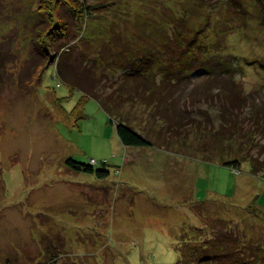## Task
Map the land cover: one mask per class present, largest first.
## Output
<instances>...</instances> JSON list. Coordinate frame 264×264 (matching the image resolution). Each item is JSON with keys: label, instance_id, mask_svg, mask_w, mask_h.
I'll return each instance as SVG.
<instances>
[{"label": "rangeland", "instance_id": "1", "mask_svg": "<svg viewBox=\"0 0 264 264\" xmlns=\"http://www.w3.org/2000/svg\"><path fill=\"white\" fill-rule=\"evenodd\" d=\"M234 1L89 0L83 22L54 0L50 42L42 0H0V264H197L201 244L264 264V4ZM182 49L195 65L170 80Z\"/></svg>", "mask_w": 264, "mask_h": 264}, {"label": "trees", "instance_id": "2", "mask_svg": "<svg viewBox=\"0 0 264 264\" xmlns=\"http://www.w3.org/2000/svg\"><path fill=\"white\" fill-rule=\"evenodd\" d=\"M52 1H54V0H42V5H41L42 10L43 9L47 10L48 16L50 19V25H49L50 27H48L49 31L47 33H45V38L49 37L48 40L50 42L54 41L52 39L54 38L55 34L63 35V36L67 35L66 29H64L65 28L64 24L53 23V17H52L53 12H51L52 8H50L51 4L53 3ZM259 1H261V3L264 4V0H259ZM62 3L67 5L70 8L73 15L75 17H77L78 19H81V21H83V20L86 21L85 18H88L90 16L89 11H91L92 8H97V7L99 8V7H101L100 5H103V4L93 5L89 2V0H55V5L57 4L59 6ZM196 32H198V31H196ZM192 43H193L192 40H190V43L188 45L189 47H187L188 50L190 49V47H192ZM46 45H47V43H46ZM187 49H182V50H179L178 52H176V56L178 57V61H180L181 63L178 62L179 68L175 69V72H174V70H172V72H170L171 75H173V73H175L174 76L170 77V80H174V81L178 80L179 81L181 79L180 76L182 75L183 71L189 70L190 67L195 65L196 58L191 53H189L187 51ZM168 62H169V60H167V62H166L167 66H168ZM62 64H61V66H59V68L57 67L58 74L61 73V75H62L61 77L66 78L65 81L67 83L71 84L74 88H79V89L83 90L85 92V95L89 94L87 91H85L86 86L88 87L86 89H89V86L87 85L88 81L86 80V79L89 80V76H86L88 73L86 74L84 69L82 71H79V69L77 67H75L73 69V68H70V66L68 64H64V66ZM128 64H129V66H127L126 68H128V67L131 68L132 67L131 64H132L135 66L134 67L135 74L136 73L142 74V70L139 67V63L138 64L136 63V60L128 62ZM169 64H170V62H169ZM122 67H124V66H122ZM166 68H168V67H166ZM70 69H72V70L70 71ZM69 76H70V78H69ZM69 79H71V80L69 81ZM166 81H168V80H166ZM81 82H84L83 88L79 87V83L81 84ZM132 83H134V82H132ZM124 86H127V90L131 94L136 93L135 90L138 89V87H136L135 89L131 90L130 88H131L132 84H128V83L125 84ZM147 87H148V85H147ZM129 92H127V93L130 94ZM137 92H139V91H137ZM84 101L82 99L78 102L77 110L82 106ZM230 101L234 102V98H233V100H232V98H230ZM100 104L106 110V112L110 115L111 118H113V114L117 115L116 114L117 113L116 112L117 107L115 106V104H112L111 97L106 98V100L105 99L103 100V98H102L100 100ZM163 118L165 120H167L168 123H170V121H169L170 118H168V116H164ZM116 129H117V133H118L122 143L128 147H145V146L147 147V146L152 145L151 141L148 138H146L143 134L138 132L130 124H128L127 122H125L123 120H117ZM92 160L93 159L90 160L89 164H84V163L76 162L70 158L67 161V164L71 170H74L77 172H88L91 174H95L100 179L108 178L110 176L111 172L107 168V166H108L107 160H104V161H98L97 160L98 163H94ZM98 165H103V167L98 168L97 167ZM251 165H252V173L253 174L257 175L261 172L262 169L258 166V164L255 162V160L251 161ZM229 166L234 168L235 171H238V170H240L239 168L241 166V163L239 160L235 159V160L231 161V164ZM254 210H257V209H254ZM209 250L210 249L208 247H206V244H201L199 246H194L193 248H191V251H189V252H191L194 255L193 259L197 260V262H198L197 264H206V263H208L207 262L208 260H210L212 263H215V264H223L224 261H226V260H228L229 264H244L243 262H240L237 259V256H236L237 254L233 253V254H230V256H229V255H227L226 252H223V253L221 252V253H218L215 257H212L209 253ZM217 260H219V261H217ZM192 261H194V260H192ZM192 263L194 264V262H192Z\"/></svg>", "mask_w": 264, "mask_h": 264}, {"label": "built area", "instance_id": "3", "mask_svg": "<svg viewBox=\"0 0 264 264\" xmlns=\"http://www.w3.org/2000/svg\"><path fill=\"white\" fill-rule=\"evenodd\" d=\"M93 161V160H92Z\"/></svg>", "mask_w": 264, "mask_h": 264}]
</instances>
